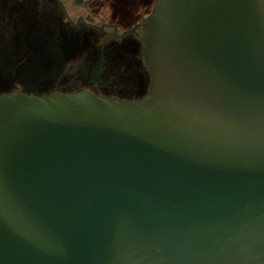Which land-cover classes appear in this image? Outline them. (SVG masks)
Listing matches in <instances>:
<instances>
[{
	"label": "water",
	"instance_id": "obj_1",
	"mask_svg": "<svg viewBox=\"0 0 264 264\" xmlns=\"http://www.w3.org/2000/svg\"><path fill=\"white\" fill-rule=\"evenodd\" d=\"M149 86L0 95V264H264V0H155Z\"/></svg>",
	"mask_w": 264,
	"mask_h": 264
},
{
	"label": "rangeland",
	"instance_id": "obj_2",
	"mask_svg": "<svg viewBox=\"0 0 264 264\" xmlns=\"http://www.w3.org/2000/svg\"><path fill=\"white\" fill-rule=\"evenodd\" d=\"M24 1L26 2L22 5L23 9L29 6L33 10L35 6L31 15L26 11L17 10L23 0H0V76L13 73L18 77V81L26 80L25 83H32L40 91H45L49 85L56 84L63 90L85 85L102 93L125 97H138L144 92L147 81L140 72L139 56L133 42L98 49L88 35L82 36V33L74 31L67 34L59 23L64 19H61V13H58L61 12L59 5L56 10L54 9L56 6L54 0ZM58 1L73 22L81 18L99 25L101 21L116 23V19H123L120 23L124 26L132 24L133 19H138L141 5L154 2V0ZM17 11L21 15L27 13L28 18L24 16V19L20 18ZM8 28H12L10 34ZM42 28L45 30H41ZM58 34L61 38L59 42L56 38ZM9 55L22 58V62L19 60L18 65L14 64L9 60ZM58 60L63 63L56 66L54 62ZM64 64L68 66L63 67ZM5 81L0 78V89L5 87Z\"/></svg>",
	"mask_w": 264,
	"mask_h": 264
},
{
	"label": "trees",
	"instance_id": "obj_3",
	"mask_svg": "<svg viewBox=\"0 0 264 264\" xmlns=\"http://www.w3.org/2000/svg\"><path fill=\"white\" fill-rule=\"evenodd\" d=\"M54 1H55V5H56L54 7V9L56 10L58 8V5L59 4H57V1L56 0H54ZM24 2H26V1L23 0L22 4L20 6H18L19 9H17V10H20L21 12H25L26 11V12H28L31 15V13H33L32 11H34L35 6L33 7V10L31 8H29V6H25L24 9H23L22 8V5H23ZM38 5H39V3H38ZM17 13H18V11H17ZM58 13H61V12L58 11ZM18 15H19L20 18H23V16H24V18H28L27 13H24V15L23 14L21 15V14L18 13ZM31 19L33 20V18H31ZM61 19H63L62 14H61ZM33 22H35V20H33ZM59 23L66 30L67 34L69 32L72 33V31H74V29H76V28L70 27L66 23H63L62 20ZM11 30H12V28L11 29L8 28L9 34L11 33ZM41 30L44 31L45 29L42 28ZM59 35L60 34L56 35V38H58L57 39V42H59V40H61V38H59ZM91 38L93 39L94 46H96V48L101 49V50L104 48V44L103 43L98 42L94 37H91ZM139 44H140V46L142 45V43H139ZM137 55L139 56L138 66L140 68V72L142 73V75L145 77V79L147 81V83L145 85V88H144V92L140 96H138V97H125V96H118V95H113V94L112 95L111 94H106V93H102L100 91H97V90H95L94 88H92L90 86H85V85L82 86V87H76V88H70V89L63 90V89L58 88L56 84H53V85H49L47 87V90L40 91V90H38V87L35 86V85H33L32 83H25L26 80L25 81H18V77L17 76H14L13 73H9V74H5L3 76H0V78L2 79V81L6 80L5 81V87H3V88L0 89V95L7 94V93H10V92H13V91H20V92H23V93H32V94H35V95H43V94H52V93H55V92H75V91H78V90H80L82 88H89L92 91H94L96 94H99V95H102V96H110V97H115V98H120V99H135V98H140L141 96H143L146 93V91L148 89V86H149L150 79H149L148 71H147L146 67L144 66L142 56L140 55V53H138ZM8 57L10 58L9 60L12 61L14 64L15 63L17 64L19 60H20V62H22L21 61L22 58L19 59V58L12 57L10 55ZM62 63H63V61H59V60L54 62V64H56V66H59ZM64 66H68V65L67 64L66 65L64 64L63 67Z\"/></svg>",
	"mask_w": 264,
	"mask_h": 264
},
{
	"label": "flooded vegetation",
	"instance_id": "obj_4",
	"mask_svg": "<svg viewBox=\"0 0 264 264\" xmlns=\"http://www.w3.org/2000/svg\"><path fill=\"white\" fill-rule=\"evenodd\" d=\"M56 1L59 4V7L61 9V14H62L63 19H64L63 23H66L67 25H69L72 28H76V29H74L75 33H78V34L82 33V36L88 35L90 37H94L98 42L104 44L103 49H105L107 46H110V45L123 44L125 42L131 41L136 46L137 54L140 53V55H141V48H142L141 46L142 45L140 46V44H139L141 42L136 38L135 33H130L129 31L133 28V26H135L137 23H139L143 18H145L151 12L154 2H152V4H150V2H148V3H144L143 5H141L140 9H139L140 13L138 14V19L136 20V18L134 17L135 19L132 20V24H130V25L128 24L127 26H124L122 23H120L123 19L122 20L116 19V21H117L116 23L101 21V20H104V19H101L100 20L101 22L99 25H94L88 21H85L84 19H81V18H79L75 22H73L66 15L61 3L58 0H56ZM122 27H124V28L122 30H120ZM104 31H109V32L106 33ZM122 40H124V41H122ZM116 42H119V43H116Z\"/></svg>",
	"mask_w": 264,
	"mask_h": 264
}]
</instances>
